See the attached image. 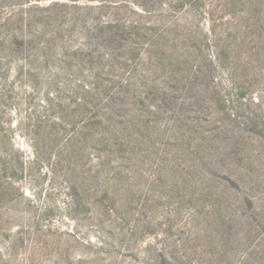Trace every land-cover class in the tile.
I'll return each mask as SVG.
<instances>
[{"label":"rangeland","instance_id":"1","mask_svg":"<svg viewBox=\"0 0 264 264\" xmlns=\"http://www.w3.org/2000/svg\"><path fill=\"white\" fill-rule=\"evenodd\" d=\"M0 264H264V0H0Z\"/></svg>","mask_w":264,"mask_h":264}]
</instances>
